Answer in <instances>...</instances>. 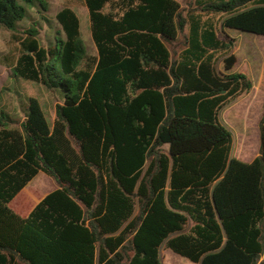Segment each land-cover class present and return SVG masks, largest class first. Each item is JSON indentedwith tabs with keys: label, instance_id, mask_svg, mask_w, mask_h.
<instances>
[{
	"label": "trees",
	"instance_id": "trees-1",
	"mask_svg": "<svg viewBox=\"0 0 264 264\" xmlns=\"http://www.w3.org/2000/svg\"><path fill=\"white\" fill-rule=\"evenodd\" d=\"M84 2L97 55L64 6L65 39L43 46L31 26L8 63L64 100L52 126L33 97L19 127L0 116V264H162L163 245L198 264H264V114L250 162L220 117L253 87L227 28L264 35V0ZM27 15L0 0L5 27ZM39 172L57 188L21 215L12 202Z\"/></svg>",
	"mask_w": 264,
	"mask_h": 264
},
{
	"label": "rangeland",
	"instance_id": "rangeland-1",
	"mask_svg": "<svg viewBox=\"0 0 264 264\" xmlns=\"http://www.w3.org/2000/svg\"><path fill=\"white\" fill-rule=\"evenodd\" d=\"M28 15L18 23L16 29H9L0 23V116L7 114L6 126L16 128L25 118L30 98L39 100L49 124L55 119L56 105L63 103L64 94L60 88H47L44 84L12 75L8 63L16 59L20 53V42L17 39L31 26L39 29L41 45L49 47L56 43L57 38L65 39L56 15L64 6L72 7L81 21V33L88 52L97 55V49L92 38L88 8L84 0H18ZM184 10L195 6L196 0H178ZM227 32L235 38L233 53L237 61L234 72L245 73L253 82V87L234 99L220 112L223 123L233 132L232 156L245 162L252 161L260 153V122L264 114V35L227 28ZM183 42L177 43V50L183 47ZM220 68L223 65L220 64ZM249 112V122L253 119V126H247L244 117ZM245 113V114H244ZM249 141L244 144V138ZM259 146V147H258ZM57 188L55 180L49 175L39 172L27 188L12 202V207L20 214H28L31 209L45 196ZM36 201L21 210L31 199ZM21 214V215H22ZM162 264H198L179 255L173 250L161 248ZM264 260V259H263Z\"/></svg>",
	"mask_w": 264,
	"mask_h": 264
},
{
	"label": "crops",
	"instance_id": "crops-1",
	"mask_svg": "<svg viewBox=\"0 0 264 264\" xmlns=\"http://www.w3.org/2000/svg\"><path fill=\"white\" fill-rule=\"evenodd\" d=\"M38 174H39V173H38ZM31 182H32V181H31ZM31 182H30V183H31ZM28 185H29V184H28ZM28 185H27V186H28ZM27 186H26V187H25V188L19 193V195H20V194H21V193L27 188ZM46 194H48V193H46ZM46 194H45V195H46ZM17 197H18V196H17ZM17 197H16V198H17ZM16 198H15V199H16ZM13 201H14V200H13ZM29 205H30V204L27 202V203L25 204V206L23 207V209L21 208V210H27ZM31 210H32V209H31ZM31 210H30V211H31ZM21 214H22V213H21ZM28 214H29V213H28ZM28 214H22V215L26 216V215H28ZM262 259H264V255H263Z\"/></svg>",
	"mask_w": 264,
	"mask_h": 264
}]
</instances>
